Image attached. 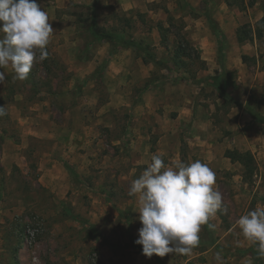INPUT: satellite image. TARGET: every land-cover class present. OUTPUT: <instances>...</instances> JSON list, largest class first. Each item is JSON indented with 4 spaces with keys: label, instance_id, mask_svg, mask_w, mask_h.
I'll use <instances>...</instances> for the list:
<instances>
[{
    "label": "rangeland",
    "instance_id": "obj_1",
    "mask_svg": "<svg viewBox=\"0 0 264 264\" xmlns=\"http://www.w3.org/2000/svg\"><path fill=\"white\" fill-rule=\"evenodd\" d=\"M249 1L36 0L54 29L48 56L24 81L0 68V264H216V253L223 264H253L246 251L255 244L237 222L264 206V124L224 103L208 80L223 75L227 92L264 117V35L236 41L241 26L254 29L264 16V0ZM92 14L166 64L183 38L202 65L183 59L187 70L169 72L130 49L89 42ZM226 150L252 155L250 179ZM153 154L173 167L206 163L227 208L210 219L214 228L202 226L190 255L160 263L131 245L142 225L128 193Z\"/></svg>",
    "mask_w": 264,
    "mask_h": 264
},
{
    "label": "clouds",
    "instance_id": "obj_2",
    "mask_svg": "<svg viewBox=\"0 0 264 264\" xmlns=\"http://www.w3.org/2000/svg\"><path fill=\"white\" fill-rule=\"evenodd\" d=\"M49 21L36 0H0V68L11 67L14 79L26 80L33 65L48 56L47 46L54 35ZM4 81L5 74L0 71V83ZM4 114L0 107V116ZM128 194L138 197L142 227L135 244L147 258L190 255L200 243L202 226L214 228L210 219L218 211H227L215 172L199 160L178 162L173 167L153 154L148 167L132 181ZM237 223L264 256V206L242 215ZM214 259L223 264L221 253Z\"/></svg>",
    "mask_w": 264,
    "mask_h": 264
},
{
    "label": "trees",
    "instance_id": "obj_3",
    "mask_svg": "<svg viewBox=\"0 0 264 264\" xmlns=\"http://www.w3.org/2000/svg\"><path fill=\"white\" fill-rule=\"evenodd\" d=\"M256 1L252 0L247 3L248 7H251L255 4ZM264 9V4L262 5ZM206 20L210 26V28L214 31L217 30V25L213 21V19L206 15ZM161 36V42L166 45L167 37L165 36V32H167L162 27H159ZM264 35V16L260 18L256 22V26L254 29H251L250 25L246 24L241 26L236 32V41L238 43H242L244 41H252L253 37L257 40H261ZM88 38L89 42L99 41L106 42L110 44L113 50L117 51L120 49H130L141 56V60L144 64L149 62L154 63L156 66L163 67L171 72L173 69H186L185 61L183 59L191 60L194 63H198L200 66L202 65V61L200 60L199 52L192 47V45L185 39L178 37L176 48L173 51L172 59L169 63H164L162 60H157L152 54L149 46H147L143 41H136L133 39L126 38H118V35L112 32H108L104 29H101L97 26L95 15H91L90 25L88 27ZM117 44V45H115ZM90 45V43L88 44ZM222 53L220 52L219 55ZM245 57H242V60ZM254 60V59H253ZM102 67V66H101ZM101 67L96 68L94 74H100ZM211 86L216 91L220 99L227 104H231L234 107L242 108L246 114H248L255 122L264 124V117L260 116L254 110L250 109L248 106H243L241 102L230 95L226 90V84L223 81V75H214L208 78ZM224 157L228 159L232 164H239L243 169L244 177H248L250 179L251 176L256 171V166L254 163V159L249 152H240L238 150H226L224 152ZM70 174L75 176V173L72 169L68 168ZM73 221L83 224V221L80 220L77 216H73L71 214H67ZM131 245L133 248L142 251V247L140 245L135 244V240H131ZM258 245H254L249 248L246 253L252 256L253 264H262L263 256H261L258 252ZM153 258L160 263L159 258L157 256H152Z\"/></svg>",
    "mask_w": 264,
    "mask_h": 264
}]
</instances>
